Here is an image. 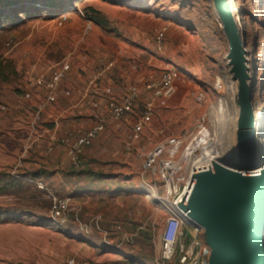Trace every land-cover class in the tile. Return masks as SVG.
<instances>
[{
  "label": "rangeland",
  "instance_id": "obj_1",
  "mask_svg": "<svg viewBox=\"0 0 264 264\" xmlns=\"http://www.w3.org/2000/svg\"><path fill=\"white\" fill-rule=\"evenodd\" d=\"M234 7L256 71L255 97L258 105L264 106V0H234ZM166 20L172 22L173 31L167 30L164 47L158 51L154 33ZM128 36L144 44L141 59H134L143 82L157 78L166 67L178 70L173 94L155 102L147 136L132 140L104 127L85 148L82 166L70 167L66 183L58 182L56 187L33 178L32 171L25 168L33 148L31 140L41 136L45 127L38 120L29 124L23 134L26 146L22 144L18 150L10 146L11 157L0 155L1 173L27 178L4 177L1 181L0 186H10L0 193V217L13 221L32 214V231H2L7 235L0 237L1 264H177L161 257L165 213L140 191L142 179L150 180L142 165L155 143L190 132L218 97L215 81L227 72L225 57L230 41L213 0H0V105L5 106L0 113L4 117L9 112L10 95H22L18 84H22L25 66L30 63L28 55L21 54L24 46L34 50L37 42L51 41L49 54L57 59L74 41H109V48L115 50L124 49ZM8 40L23 42L18 49L7 51L4 42ZM28 41H33L32 45ZM131 53L133 58L137 56ZM124 59L117 70L120 85L124 84ZM112 73L113 69L105 75L111 77ZM142 106L138 101L133 112L118 121L126 124L122 129L132 130ZM25 115L32 119L34 111L27 109ZM107 118L111 117L106 109L93 120L105 123ZM236 121L232 111L212 127L220 131L221 157L236 149ZM4 130L0 131V142L7 144L2 135L7 136L8 130ZM52 196L68 199L62 225L49 218ZM75 213L87 231L80 230ZM111 224H120L123 233L107 232Z\"/></svg>",
  "mask_w": 264,
  "mask_h": 264
},
{
  "label": "built area",
  "instance_id": "obj_2",
  "mask_svg": "<svg viewBox=\"0 0 264 264\" xmlns=\"http://www.w3.org/2000/svg\"><path fill=\"white\" fill-rule=\"evenodd\" d=\"M64 19L65 16L58 20V24H62ZM171 25L172 22L166 20L154 33V44L158 51L163 49L166 31ZM19 44V41L13 40L4 42L7 51L17 49ZM114 64V60L102 57L91 82L100 79L113 68ZM225 64L227 65V72L219 74L216 78L215 89L218 92V97L214 102L209 103V112L197 118L196 124L190 132L179 136H167L155 143L146 152L142 165L144 172L150 175V180L142 179L140 191L146 198H153L155 205L165 213L160 232L161 257L163 260L173 259L174 263L177 264H209L211 249L206 242L204 228L190 217L189 211L184 206L188 203L195 182L194 175L201 171L213 170L212 163L215 161V157L220 156V131L212 127L221 123L223 117L232 111L233 114H236L238 121L239 82L232 77L228 56L225 57ZM251 67H254L253 63ZM69 69L70 63L67 58L51 64L45 70L38 69L37 63L30 62L26 81L29 86L44 89L46 100L53 102L56 100V91ZM178 78L179 72L176 68L166 67L157 78L145 81L141 87L132 85L120 98L107 96L105 107L109 116L113 120H120L133 112L142 91L149 92L152 99L144 103L141 114L134 121L129 135L132 140L139 139L145 124L151 120L154 100L162 101L171 96L174 92V82ZM24 96L28 97L29 93L25 92ZM253 106L255 126L252 131L256 134L259 149L264 153V127L260 128L258 124V110L262 109L263 106L258 105L255 94ZM0 109L4 110L5 106L0 105ZM103 130V122H95L77 134H53L51 144L60 143L64 145L72 166L79 168L83 164L85 148ZM237 131L238 127L236 129V144ZM255 172L256 170H252V173ZM39 185L42 187L41 184ZM160 189L163 190V193ZM68 204L67 198L52 196L49 218L54 224L62 225ZM74 218L79 222L80 230L87 231L88 228L86 224L80 222L78 213H75ZM108 228L107 232L123 233L120 224H111Z\"/></svg>",
  "mask_w": 264,
  "mask_h": 264
},
{
  "label": "crops",
  "instance_id": "obj_3",
  "mask_svg": "<svg viewBox=\"0 0 264 264\" xmlns=\"http://www.w3.org/2000/svg\"><path fill=\"white\" fill-rule=\"evenodd\" d=\"M164 22L161 23L160 27ZM169 30H171V27L168 32ZM126 40L124 49L117 48L115 50L109 48V41H74L73 44L69 45V49L64 50L63 54L57 59L49 54L51 49L48 46L51 41L37 42L35 47H33L35 48L34 50L32 48L29 49L28 46L23 48L21 46V54L23 53L24 56L28 55L26 58L29 57L30 62L37 63L40 70H45L51 64L64 58L68 59L70 69L56 91V100L49 102L45 98L46 91L44 89L29 86L26 81L28 64L25 66V79L22 78V84H18L19 88L22 87L19 90L22 95H10L9 112L4 117L0 113V129L5 131L4 129L7 128L8 130L5 132L7 136H4L5 134L2 135L7 144L2 143L4 140L0 142L1 157L2 155L3 157H11L10 146H16L17 150L22 144L26 146L28 141H26L23 134L29 124L32 125L36 120L41 121L42 125L45 126L44 130L41 131V136L37 135L31 140L33 148L25 168L31 170L33 175L37 174L40 180L52 187H56L58 182L65 184L66 178L64 177L66 172H68L67 170L70 167L71 169L74 167L69 161L66 147L60 143L51 144L52 135L79 133L84 128L95 123L93 119L97 118L98 113H105V99L107 96H113V94L120 96L124 90L125 94L132 85L141 87L145 82H143L141 73L137 70L136 61H134V59L139 61V57L140 59L142 57L140 54H142L141 47L144 48L143 41H137L135 36H128ZM43 42L46 43L40 45ZM28 43L32 45L33 41H28ZM131 52H136L137 56L133 58ZM102 57L115 61L112 68L114 73L111 74V77H107L104 74L97 81L91 82L98 70ZM122 58H125L122 64L124 84L120 85L117 83L119 76L117 70L120 68L118 65ZM121 86L124 87V90L121 89ZM106 91L107 93H105ZM25 92L29 93L28 97L24 96ZM151 99L152 96L149 92L142 91L138 101L144 105L145 102ZM155 102L156 100H154V104ZM27 109L34 111L32 119L31 116L29 118V116L25 115ZM118 121L107 118L103 124L105 128L111 127L113 130H118L117 132L129 137V132L131 133V131L128 128L127 130L126 128L122 129V125L126 124H119ZM151 129L150 123H146L140 136H147ZM98 137L99 135L95 139ZM32 222V214L19 216L13 221L8 220L7 217H0V237L1 235H7L4 232L16 230L17 228H23L25 233H30L32 231ZM2 231L4 232L2 233Z\"/></svg>",
  "mask_w": 264,
  "mask_h": 264
},
{
  "label": "water",
  "instance_id": "obj_4",
  "mask_svg": "<svg viewBox=\"0 0 264 264\" xmlns=\"http://www.w3.org/2000/svg\"><path fill=\"white\" fill-rule=\"evenodd\" d=\"M213 2L230 41V72L239 82L237 144L231 155L213 161V170L194 175L184 208L204 228L209 264H264V167L252 173L264 161L252 131L256 71L236 9L227 0Z\"/></svg>",
  "mask_w": 264,
  "mask_h": 264
},
{
  "label": "bare ground",
  "instance_id": "obj_5",
  "mask_svg": "<svg viewBox=\"0 0 264 264\" xmlns=\"http://www.w3.org/2000/svg\"><path fill=\"white\" fill-rule=\"evenodd\" d=\"M227 2H228V4L231 6V7H233L234 9H235V7H234V0H227ZM241 22V21H240ZM252 64V63H251ZM258 112H259V120H258V124H259V127L260 128H263L264 127V106L262 107V109H260V110H258ZM231 114V113H230ZM224 135V134H223ZM222 135V136H223ZM225 137V136H224ZM222 138V137H221ZM222 143V142H221ZM224 146H226V145H224ZM222 159H225V158H223V157H221V156H217V157H215V160H218V161H222ZM261 167H264V161L261 163V164H259L257 167H255V168H252V170H257V169H259V168H261Z\"/></svg>",
  "mask_w": 264,
  "mask_h": 264
},
{
  "label": "trees",
  "instance_id": "obj_6",
  "mask_svg": "<svg viewBox=\"0 0 264 264\" xmlns=\"http://www.w3.org/2000/svg\"><path fill=\"white\" fill-rule=\"evenodd\" d=\"M4 177H9V178H13V179H18V180H23V181H25L27 178L26 177H16V176H13V175H7L6 173H1L0 172V183H1V181H4V179H6V178H4ZM35 177H38V175L36 174V175H33V178H35ZM8 186H10V184H5V185H3V186H0V193H1V191H3V190H5V188L6 187H8Z\"/></svg>",
  "mask_w": 264,
  "mask_h": 264
}]
</instances>
